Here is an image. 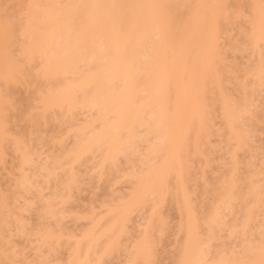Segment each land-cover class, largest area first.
Segmentation results:
<instances>
[{"label": "bare ground", "instance_id": "1", "mask_svg": "<svg viewBox=\"0 0 264 264\" xmlns=\"http://www.w3.org/2000/svg\"><path fill=\"white\" fill-rule=\"evenodd\" d=\"M237 1H240L241 6L238 3H234L235 6L231 5L232 0H36L34 3L27 4L23 14L15 6L5 9L0 5V154L3 152L4 145L14 153H18L21 168L31 167V176H34L32 173L40 174L46 184L53 181L54 171L59 169L62 164L82 165L85 164V161H91L94 154H96V158L98 155V160L94 163L98 178L107 175L106 166L114 167L120 158H124L126 163L130 162L134 154L141 148L145 149L144 154L142 153L143 160L153 159L156 163L150 166L147 164L148 162L144 161L143 164L141 161L143 165H148L145 170L136 173V171L134 172L135 168L131 170L133 173L130 172V175L124 173L131 179L125 176L124 178L133 184L131 195L129 194L127 197L128 201L118 208L108 209L107 213L112 215L107 222H110L106 225L107 228L95 232L94 229L100 224L97 222L94 225L95 228L92 227L93 229L87 230L88 232H83L85 233L82 234L83 238L77 240V242L83 240L84 246L86 245L85 250L82 248L81 253H79V244H82H77L73 240L76 246L70 242L68 245L70 251L67 252L68 255L70 254V258H66L68 260L60 264H104L105 258L111 255L115 248L117 250L118 237L127 233L125 223L128 222V214L136 211L144 202L152 198V200L156 199L157 205H159L163 200L161 198H163L165 188H167L164 180L171 175L176 179H174L175 182L178 181L176 183L180 192L178 196H180L176 197L178 200L176 201L178 212L181 213L179 220L182 221V224L181 221L179 222L184 226L183 230L178 223L179 228L181 227L178 232L180 233L182 229L184 236L180 235L182 246H179L181 249L179 252H181L180 254L178 252L177 258L174 259L177 260V263H173L204 264L205 261L208 262L205 257L207 256L208 243L203 244L206 240L202 241V239L208 240V237H212L207 242L212 241L213 238L216 239V233L214 236L210 231L216 232V229H212V227L223 229L219 227L222 222L220 220L222 210L220 209L225 207L226 211L231 210L229 213L234 214L235 210H232V208L234 209L232 205L236 197L240 196L235 190L240 181L236 177L238 170L234 168L238 165V161L234 156L235 153L233 156L231 155L234 149L229 151L230 159L233 162H231L232 169H236V173L234 175V169L233 171L231 169L230 175L234 176L229 177L231 179H227V183L224 182L226 183L224 184L226 191L223 195L225 198L222 201L218 200L221 202L217 203L216 208L214 206L215 209H212L214 211L210 213V215L213 214L212 217L208 214L207 217H205L206 215L201 217L203 224L208 226V229L211 227L210 230L207 229V235L204 237L199 231L200 218L196 219L198 216H193L192 212L195 213V211L188 203L189 195L185 190L187 188L184 189L182 181L183 166L200 153L201 147L198 146V143L201 144V142H198V137L203 133H209V127H206V124L212 120V118L208 120L207 116L212 113L210 108L213 105L211 103L213 98L209 99L211 98L209 96H213V94L216 96L219 94L217 98H220L222 106L220 115L224 119L225 128L227 127V134L234 140V147L240 150L239 148L242 149L246 146V138L235 128L239 124L237 120L240 119V113L242 115L246 114V111L248 113V109L244 111V108H248L244 105L248 104L247 101L244 103L246 100L244 99L243 107H234V103L223 95L224 93L218 86L219 77L216 79L218 76L216 68H219L222 58L217 51V40L219 35L227 34L230 22L242 18L243 13L240 9L244 8L242 4L247 3L248 5L244 6L247 11L250 10L248 13L252 12L250 16H253V22L249 20L251 32L247 35L248 46H251V52L257 51L256 56L261 54L259 44L264 42V5L262 7L264 1ZM234 2L236 1L234 0ZM247 6H249V10ZM234 49L239 53L243 51L236 47H233ZM260 57L258 56V59ZM36 65L39 70L33 72ZM262 67L259 63L255 69H250L245 77L248 75L249 77H253V75L258 77L260 72L262 77L264 73ZM257 77H255L256 80L258 79L257 85L261 86L262 79ZM36 83L43 85L37 87ZM213 84H215L214 88L217 89L218 94H215L216 90L212 91ZM210 85L211 88L208 89ZM21 86H24L25 89H32L31 92L37 99L36 107L40 110V117L37 120H29L37 121L33 124L35 127L38 126L40 120L44 122L56 112L61 113L63 119H70L71 122L76 112L80 115L86 113L91 115L92 112L95 114L91 115L90 120L88 119L82 126H76L73 123L68 126L66 133L70 134L68 136L74 137L72 140L74 142H71L72 147L67 151L60 152L63 146L58 144L57 146L60 147L58 152L64 153V158L51 156L50 164L40 168L41 170L35 166L33 161L29 160L30 158H27L26 154H23L22 149L26 146L24 140L14 137L15 135H8L3 121V104L8 102V96L4 93L5 89ZM240 89L241 93L246 92L245 85H242ZM205 93L209 96H206ZM242 94L246 95L247 93ZM206 97H208L207 101ZM21 114H19L20 118ZM206 128L208 130L205 131ZM204 134L203 136H205ZM207 137L208 135H206ZM37 142L40 143L41 139ZM33 145L35 146V144ZM189 155L192 158H188ZM136 167L138 168V166ZM261 174L258 173V175L264 176V171ZM30 178L21 175L13 185L14 199L28 191H38V188L30 183ZM73 179V174L69 173L64 181L65 190H62L58 196L52 194L54 198H50L44 206L45 214L52 215L54 213V211L52 212L53 204L60 205L62 208L67 205L71 190L69 185ZM262 180L264 177L257 180L258 183L255 182L257 184L255 187L254 183L250 182L249 186L247 185L248 190L243 194L246 197L249 196L248 200L253 203V206H251L252 203L247 205L248 208L245 206L244 202L246 203L247 199L243 195L241 200L238 199V201H243L240 202L241 206L244 204V210L239 206L245 214L242 218L241 225L243 226L240 227L242 232H245L246 240H248L247 234L250 233L248 232L250 229L247 227L248 224L250 225V221L252 222V211L256 206L258 209V206L263 205L261 195H264L262 192L264 184L260 183ZM250 186L253 187H251L252 190ZM234 191L235 193H233ZM248 191L250 192L247 193ZM209 192L213 193L214 191L210 189ZM155 193L156 195L153 196ZM253 193L254 195L258 194V197ZM256 197L257 199L260 197L259 203L257 201L258 205L254 204L257 200ZM2 208L1 210L4 209ZM8 208L6 207L4 213L6 214L10 210L8 215L12 220L15 214H11L13 210ZM4 213L0 220V231L6 223L12 222L7 220ZM224 213L222 217L225 221L232 216L229 213L226 215ZM150 217L151 215L146 226H150ZM16 220L13 218V221L17 223L18 220ZM18 226L19 229H22L20 221ZM227 226L226 224L225 227ZM146 228L145 230H147ZM233 230L231 233L235 232V229ZM46 232L47 234L42 235L41 241L47 243L49 248L59 246L61 235L58 237L52 232ZM102 238L106 239H104L105 244H102L104 247L99 246ZM67 240H71V238H67ZM248 241L250 243L246 244L248 248L245 250L248 254L243 259L231 257L226 261L227 258L219 257L220 260L211 264H264V246H262L264 238L261 240L262 245L253 246L251 241ZM143 243L147 244V240H140L138 247L137 245L133 246L132 251L138 249V252L133 254L135 256L133 259L128 258L127 262L132 260L130 264H144V262L148 264L144 257L150 252V249L142 246ZM198 243L203 246L200 247ZM71 244L74 245L70 246ZM205 245L206 249L203 248ZM94 246L99 247L96 249L97 256L96 252H93L97 258L91 256ZM149 246L151 248V245ZM100 247L102 248L100 249ZM201 248L205 250V254ZM93 250L95 251V249ZM139 256L144 257L139 258ZM138 259L143 262L140 260V263ZM207 262L206 264H209ZM47 263L48 261L45 264Z\"/></svg>", "mask_w": 264, "mask_h": 264}, {"label": "rangeland", "instance_id": "2", "mask_svg": "<svg viewBox=\"0 0 264 264\" xmlns=\"http://www.w3.org/2000/svg\"><path fill=\"white\" fill-rule=\"evenodd\" d=\"M35 1L36 0H0V5L5 9H9L11 7L13 8V6H15V8L23 14L27 8V4L34 3ZM232 1L233 2L231 5L238 3L241 6L240 1ZM241 1L244 2L245 0ZM263 3L264 2H262V7L264 5ZM245 4H242V7H244L242 9L239 7L240 11L243 13L242 18H238L239 20L237 19V21H235V19L230 22L231 24H229L230 26L227 30V34L224 33L219 35L217 40V51L219 52V55L221 54L220 57L222 58V62L219 68H216L218 69V76H216V79L219 77L218 86L222 93H224L223 95L226 96V98L232 103H234V107H243L242 103L244 102V99H246L244 103L247 101L248 105L244 106H248V108H244V111L245 109H248V113L247 111L246 114L243 113V115L240 113V119L237 118V123H239L237 124V127H239L235 128L239 130L246 138V146L242 147V145V149L239 148L240 150H238L234 147V140L231 139L232 137L227 134V127L225 128V123L223 122L224 119L220 115L222 109L220 102L221 100H219L220 98H217L219 94L217 89L214 88L215 84H213L214 86L212 87V91L216 90L215 94L217 93L218 95L216 96L213 94V96H209L205 93L206 96L208 95L211 97L209 99L213 98L211 100L213 105L212 108H210L212 113L209 115L211 117L207 116L208 120H210L209 118H212V120H207L209 124H206V127H209L208 129L210 135L207 131L208 134L203 133L205 136L201 134V136L198 137V142H201V144L198 143V146L201 147L200 153L197 156L195 155L193 158L189 155L188 158L190 157L192 159H188V163L183 166L184 169L182 181L184 182V189L187 188L185 190H187L186 192H188L187 194L189 195L188 203H190V205L194 208H192V210L195 211V213L192 212L193 216H198L196 219L200 218L201 221L202 216L206 215L205 217H207V214L210 215L214 206L216 208L217 203H220L223 198H225V196L223 197L226 191L224 184L227 183V179H231L229 177L235 175L236 169L238 170L236 177L238 178L237 180L240 181L239 183L237 182L238 185L235 187V190L240 196L239 198L236 197L237 201L235 199L233 204L234 206L232 205L234 209L231 207L232 210H235L233 211L234 214L232 215L231 212L229 213L231 210H227V212L226 208L223 206L225 208L224 212H226L224 213V208H222V206L219 204V206L222 208L220 209L222 210V213L220 212V214L223 215L224 213L226 215L229 213V215H232L230 218L228 217L229 219H226V221L222 215H218V218L220 216V220L223 222V225L221 222L223 227L221 225L219 227L223 229L212 227V229H216V232H213L214 230H210L211 227L208 229V226H205L203 221L201 224L199 219L200 230H198L200 231L202 237L207 235L208 230H210L213 235L216 233V236L214 235L216 239L213 238V240L210 242L207 241L212 237H208V240L202 239V241L206 240L203 242V244L208 243L206 250L207 256L204 255L206 253L204 250L206 249V245L203 247L204 249L201 248L202 252H205L203 255L206 257V259H208V262L205 261L204 264H206V262L211 264L214 261L220 260L221 257L227 258L226 261H228V258L231 259V257L243 259L244 256L248 254H246L245 251L248 248L246 244L250 243L248 240H250L251 245L254 246L256 244L260 245L262 243L261 240L264 238V195H261V201H263V205L258 206V209L257 206L256 208L254 206L255 210L252 211V222L250 221V225L248 224L247 227L250 229L248 231L250 233L246 232L248 233L246 236L248 237V240H246L244 237L245 232L243 233L241 228L243 226L241 225L242 218L245 216V214H243L240 208L242 207V210H244L243 205L246 204L245 206L248 208L249 206L247 205L250 203L248 200L249 196L246 197L243 195L248 190L247 185L249 186V183L253 182L255 187V184L264 177L261 176V172L264 171V73L262 72V77L260 76L261 72L258 76L262 79L261 81L259 78L261 81V86L257 85L258 79H255L257 76L253 75V77H249L248 75V77H245V74L250 71V69H255L259 63L263 66L262 68L264 70V42L259 44L261 54H258V56L260 57L261 55V57L258 59V56L255 55V53L257 54V51L255 53L251 52V46L249 47V42H247V35L249 32H251L249 20L253 22V16H250L252 12L248 13L250 11L249 6H247L249 10L247 11V8L244 6ZM233 47L239 48L243 51L239 53L235 49L233 50ZM35 67L37 68V65ZM34 68L33 72L39 70V68H37V70ZM42 85L43 84L41 83H36L37 87H42ZM242 85H245L246 88V92L242 93H247L246 95H243L240 91ZM209 88H211V85L208 87V89ZM31 91L32 89H25L24 86L19 88L10 87L5 89L4 93L6 96H8V102L3 104V121L5 128L8 131V135H15L14 137H18V139L22 138V140H24L26 146H24L22 149L24 152L23 154H26L27 158H30L29 160L33 161L37 168L39 167V169H42L50 164V160L52 159L51 156L64 158L65 154L60 152L67 151L70 147H72L71 142H74L72 141L74 137L68 136L70 134L66 133L68 126L71 123L75 124L76 126H82L89 118L92 117L91 115L94 113L92 112L91 114L90 112L91 115H88L87 113L85 115H80L76 112L72 117L73 121L71 122L70 119H63L61 113L56 112L49 118L45 119L44 122L39 119L40 123H38V126L35 127L33 124L37 123V121L29 120H37L40 117V110L36 107L38 102L35 98V95L32 94ZM206 98L207 101L208 97ZM19 114L22 115L21 118ZM208 129L206 128L205 131ZM206 135H208L207 138ZM36 138H38L37 140L41 139V142H44H40V144L37 142ZM33 144H35V146ZM58 144L63 146L61 147L62 149L60 150L62 151L60 152H58L60 148L57 146ZM2 150L3 152L0 154V210L5 206L7 208H11L13 210L11 211V214H15L13 218L15 220L17 219L18 222H21L22 229H19V226L17 227L18 222L16 223L13 221V218L11 220L9 217L8 212H10V210L5 214L4 210L6 212V207L4 209L2 208L3 210L0 211V220L2 219L1 217L4 213V216H6L7 220L12 222L10 224L6 223V228L2 227L0 231V264H45L47 261V264L64 263L66 258H70V254H67V252L69 253L70 251V247L68 246L70 242H76L77 244L81 243L82 245L79 244V253H81L83 249L85 250L86 245L84 246L85 242L83 240V242H77V240L83 238L82 234H85L83 232L95 228L96 226L94 227V225L97 222L100 224L96 229H94L95 232L100 230L102 231L107 228L106 225L110 223L107 222L111 219L110 215H112L107 213L108 209L111 208L112 210V208H118L123 203L128 201L127 197L129 194L131 195L133 184H131V181L128 180L130 177H126L125 175L127 174L124 173L126 172L128 175H130L131 170L135 168L136 169L134 172L136 171V173H138L137 171L141 172V170H145V167L148 166L143 165L145 162H148L147 164H150V166L151 164L155 163L153 159L147 161L145 159L143 160L142 157H144L143 154L145 149L141 148L134 154L130 162L126 163L124 158H120L116 161L114 167L110 165L106 166L107 175L102 178H98L97 171L94 169V163L98 160V155L96 158V154H94V157L90 159L91 161H85V164L82 165L62 164L59 169L57 168V170L54 171L55 178L53 181L49 182V184H46L45 179L40 177V174L37 175L32 173V175H36L35 178L34 176H31V167L25 166L24 169L21 168L20 155L18 153H14L5 145L2 147ZM190 150L192 149L190 148ZM229 151L233 152V154L230 153L232 156L235 153L234 156H236V160L238 161V165L234 167L236 169L233 168L234 175H230L232 161L230 159L231 155L229 154ZM29 152H32L33 154ZM36 152L39 154V156ZM192 156L194 155L192 154ZM236 160L233 159V161ZM136 166H138V168ZM69 173H72L74 176L73 181H71L69 185L71 189L69 193V202L63 208L60 207V205L53 204L54 209L52 207L51 209H53L52 212L54 211V213H52V215L45 214L43 211L44 206L47 201L53 197L52 194L58 196L61 194L62 190H65L64 181L67 179ZM132 173L133 171L131 174ZM258 173L261 175H258ZM21 175L31 177L30 183L34 185V187H37L38 191H28L23 193L21 197L14 199L12 194L13 185L18 181ZM121 175H123V177H121ZM124 176L128 179H125ZM173 177L174 176L171 175L167 176V179L165 178L164 181H166L165 183L167 188H165V192L163 190L164 194L161 192L163 194V198H161V200H163L159 205H157V200H152V198L144 202L143 205L140 206L136 211H132L130 214H128L129 219H127L128 222L126 221L127 223H125V230H127V233L118 237L116 243L117 250L115 248L116 251L114 250L111 255H108V257L106 256L107 258H105V260L102 258V260H104V264H130L132 260L129 262L126 260L128 258L133 259V257H135L133 254L138 252V249H133L132 251L133 246L137 245L138 247V242L143 239L147 240V244L143 243L142 246L150 249V252L146 256L144 255L145 252L142 253L145 256H143L144 259L148 261V264H174L177 261L174 259L177 258L176 256H178L177 254L180 249L179 246H182L180 239L184 236V233H182L184 226L181 225L182 221L179 220L181 213L178 212L179 210L177 208L178 200L176 197L180 193L178 190V184L176 183L178 181L175 182L176 179ZM225 181L226 183H224ZM245 181L247 182L244 183ZM234 182H236V180H234ZM260 183L264 184V180H262ZM251 187L252 186H250V189L252 190L253 187ZM210 189H213L214 192H209ZM249 192L250 191L247 193ZM262 192L264 194V191ZM233 193H235V191ZM157 194L160 195L159 193ZM155 195L156 193L153 196ZM242 195L247 200H245L246 203L244 202V204L241 206L240 202L243 201H238V199H240ZM255 195L257 196L258 194ZM257 197L255 199H257ZM157 198L159 199L158 196ZM220 199L221 201H218ZM258 199L255 200V205H258ZM53 201L55 200L53 199ZM251 206H253V203ZM213 212L214 211H212V213ZM150 215V226H146L145 224L148 223L147 220ZM212 215L210 216L212 217ZM179 221H181V224ZM178 223L179 226H182L180 233L178 231L181 227L179 228ZM224 224L225 226L226 224L228 226L225 227ZM146 227L150 228L147 229ZM145 228L147 230H145ZM45 229L46 231H49V233L52 232L56 234L58 237L61 235L62 238L60 240L61 243L59 246H52L53 248H49L47 243L41 241L42 235L47 234ZM233 229H235V232L231 233L234 231ZM244 230L247 231L246 229ZM210 231L209 233H211ZM259 231L261 232L259 233ZM21 232L22 234H20ZM67 238H71V240H67ZM104 239L105 238H102L100 243L98 241L99 246L105 244ZM149 241L151 248L148 245ZM182 242L184 243V240ZM74 244H71L70 246ZM198 244L200 247L203 246V244ZM199 246L197 247L199 248ZM102 247H100V249ZM93 249H95V251ZM93 249L91 252H96L95 255L97 256L98 253L96 249H99V247L96 248L94 246ZM92 253L91 256L93 255V257H96L94 256V253ZM143 257L139 256V258ZM144 264H146V262H144Z\"/></svg>", "mask_w": 264, "mask_h": 264}]
</instances>
